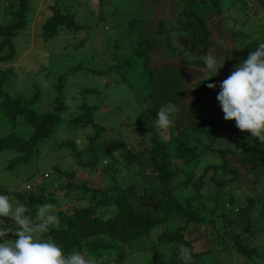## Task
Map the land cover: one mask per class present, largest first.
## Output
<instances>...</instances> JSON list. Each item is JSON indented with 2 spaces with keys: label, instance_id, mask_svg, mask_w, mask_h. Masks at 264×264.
<instances>
[{
  "label": "rangeland",
  "instance_id": "rangeland-1",
  "mask_svg": "<svg viewBox=\"0 0 264 264\" xmlns=\"http://www.w3.org/2000/svg\"><path fill=\"white\" fill-rule=\"evenodd\" d=\"M11 1L0 0L1 22L9 18L4 13ZM245 1L246 7L241 9L238 6L243 4H233L232 8H227L232 1L221 0L220 12L207 22L210 41L202 44L192 42L194 33L190 23L187 24L184 11L187 9L189 14L191 11L203 13L207 8L204 0H31V9L27 13L29 23L13 38L15 57L7 64L0 63V70L11 67L14 71L3 90L12 97L29 99L37 96L35 107L43 112L49 111L58 94L57 78L65 74L60 97L68 108L62 115L65 121L57 126L52 138L28 159L9 166L19 154L12 150L0 152V187L25 192L33 189L31 185L36 188L42 177L45 178L42 183L49 184L55 181V176L61 182H67L64 175L54 170L53 165H56L62 171L74 170L77 181L88 179L95 181L100 188H108L112 182L100 180L105 161L109 163L107 159L100 158L95 172H92L76 163L70 147L57 146L67 139L77 146L83 142L86 135L84 131L87 133L90 129L67 126L66 121L76 113L77 106L95 105V123L110 129V137L122 138L131 147L137 148L132 150L137 153L146 148L137 143L139 138L155 132L165 140L171 139L177 133L174 120L190 123L180 138L186 145L196 147L200 153L186 169L192 168V180L201 178L205 172L206 180L213 174L223 178L232 176L222 174L221 167L225 161L239 172L238 184L234 183L225 189L233 196L234 202L223 211L231 216L238 205L245 203L247 197L256 196L264 189V167L250 171L236 160L234 155L241 150L237 134L241 131L236 128L234 120L223 119V112L216 100L219 84L200 105L197 104L190 115H187L189 111L186 110L190 103L183 99L184 103L178 106V111L184 117L174 119L176 114H173L172 125L161 129L156 126V116L149 112L153 110L146 91L150 75L145 74L143 62L144 56H147L149 67L159 71L173 59L177 63L187 60L185 68L180 66V79L190 81L188 87L209 79L219 83L230 75L234 65L246 59L245 54H234L232 49L237 50L245 42L264 40V4L256 0ZM54 4L62 12L72 15L83 28L67 29L62 25L56 35L44 41L40 37L41 25L51 15L48 6ZM207 10L211 11L209 8ZM146 40L156 41V45L154 43V47L146 50V46L141 43ZM209 53L216 58L217 69L223 66L216 75L204 64V57ZM12 132L27 138L31 129L20 124L13 127L5 114L0 112V136ZM169 148H174V144H169ZM82 159L88 160L87 152H84ZM118 161L117 181L147 190L146 178L133 171L135 166H146V162L140 158L126 163L121 153L118 154ZM185 177L186 174L180 172L173 180L172 195L176 198L194 193L192 184L177 186ZM27 186L31 187L26 189ZM214 191L208 182L200 189V195L202 201L208 200L209 195L210 202L206 205L211 202L216 204L218 212L221 208L219 201L213 198ZM228 197L225 195L223 199ZM12 203L15 206L17 201ZM64 204L53 205L57 210ZM204 210L208 214L212 213L209 206H205ZM177 221H169L158 229L173 230L180 223ZM230 225L233 226V223ZM186 234L188 239L194 240V250L202 252L199 264H253L245 262L234 250H226L217 244L211 233H205L204 228ZM129 261L130 264H150L152 257L137 252Z\"/></svg>",
  "mask_w": 264,
  "mask_h": 264
},
{
  "label": "trees",
  "instance_id": "trees-1",
  "mask_svg": "<svg viewBox=\"0 0 264 264\" xmlns=\"http://www.w3.org/2000/svg\"><path fill=\"white\" fill-rule=\"evenodd\" d=\"M30 1L13 0L10 6L5 8L4 15H9V18L0 21L1 64H7L15 57L13 38L29 23L27 13L31 9ZM191 1L194 2V0ZM229 1L233 3H229L227 8H232L233 4H243V6H238L241 9L246 7L245 0ZM256 1L264 4V0ZM204 3L211 11L207 8L203 13L191 11L189 14L187 9L184 11L187 24L190 23L194 33L193 43H209L210 31L207 22L221 9V0H204ZM48 8L51 15L41 25L40 37L44 41L56 35L62 25L67 29L80 30L83 28L75 22L72 15L62 12L59 6L54 4ZM262 25L264 27V23ZM141 43L146 46V50L154 47L152 44L156 45V41L149 42V40ZM259 43L258 41L245 42L237 50L232 49L231 52L243 53L247 58L248 53L253 51ZM144 59V72L147 76L150 75L146 91L152 103L150 107L153 109L149 112L153 116H156L157 110L162 105L172 102L179 106L184 103L183 99L190 103L186 107L189 111L187 115H190L196 109L197 104L200 105L213 90L209 89L207 84H219L215 79L214 81L209 79L188 87L191 82L180 79V73H182L180 66L185 68L187 60L177 63L173 59L167 63L168 66L159 70H164V72H159L149 67L147 56H144ZM13 72L11 67L0 70V112L5 114L13 127L20 124L29 127L31 132L27 138L13 132L0 136V152L12 150L19 154V157L10 162L9 166L23 162L38 152L40 147L42 148L52 138L57 126L65 121L62 115L68 108L60 97L65 74L57 78L58 94L52 109L43 112L35 107L38 103L37 96L29 99L21 96L12 97L3 90L5 82ZM95 111V105L77 106L76 113L66 121V125H74L81 129L89 128L90 131L87 133L84 131L86 135L78 146L68 139L58 143L57 146L70 147L71 155L76 163L92 172H95L100 158L107 159L109 163L105 161L100 180L101 182L106 180L112 182L108 188H100L95 181L88 179L77 181V173L74 170L62 171L56 165H53L54 170L64 175L67 182H61L55 176V181L49 184H43L42 181L45 178L42 177L36 188L31 185L34 190H25V192L9 191L0 187V195H8L11 201L24 204L29 209L27 215H30L33 220H36L40 205L49 203L60 206L62 202H65L62 208L56 210L59 224L50 226L47 233L37 234L36 238L54 241L62 247L65 254L74 250L79 251L85 259L91 261V264H130L129 258L137 252L151 255L152 263L150 264H182V261L178 259L179 246L182 244L192 252L190 264H199L202 252L194 250V240L188 239L186 233L204 228L205 233L206 231L211 233L212 239L217 244L225 247L226 250H234L244 258L245 262L264 264V189L256 196L247 197L245 203L238 205L233 214L228 216L223 209L231 206L234 199L225 189L234 183L238 184L239 172L225 161L221 167L222 174L232 176L223 178L213 174L206 180L207 172H205L201 178L192 180V168L187 171L186 169L200 153L196 147L186 145L180 138L190 124H185L182 119L179 122L177 118H183V114H180L178 110L175 113L174 119L177 120H173L177 124V133L174 137L165 140L157 133L150 132L148 136L137 140L139 145L146 147L145 150L137 153L132 151L137 148L131 147L122 138L110 137V129L95 123ZM237 137L241 150L234 155L236 160L248 167L250 171L260 166L264 167V143L252 137L248 132L238 133ZM171 143L174 144V148H169ZM84 152H87V161L82 159ZM120 153L126 163H129L131 159L137 161L140 158L146 162V166H135L133 171L146 178L145 188L147 190H141V186L137 187L130 183L120 184L117 181L118 154ZM213 167L217 166L213 165ZM148 168L150 170L147 172ZM180 172H184L186 177L177 186L192 184L194 193L179 199L172 195V188L174 187L173 180ZM45 175L48 177L47 174ZM208 182L215 189L213 198L219 201L221 211L216 212V204L212 202L206 205L210 202L209 195H207L208 200H201L200 189ZM225 195L229 196L228 199H223ZM205 206L212 208L211 214L205 212ZM176 220L180 223H177L173 230L158 229L169 221L176 222ZM0 222V225L15 227L10 218L0 217ZM231 223L233 226L230 225ZM7 238L14 239L15 237L9 234Z\"/></svg>",
  "mask_w": 264,
  "mask_h": 264
},
{
  "label": "clouds",
  "instance_id": "clouds-1",
  "mask_svg": "<svg viewBox=\"0 0 264 264\" xmlns=\"http://www.w3.org/2000/svg\"><path fill=\"white\" fill-rule=\"evenodd\" d=\"M206 67L215 73L216 58L211 54L204 57ZM216 100L225 121H235L241 132L264 143V42L248 53L247 58L233 66L230 75L219 82ZM215 89L216 83H208ZM189 99H191L189 97ZM188 103V101H187ZM178 104L169 102L156 113L155 123L161 129L172 125V116ZM29 209L22 203L13 205L8 195H0V217L10 218L15 227L0 225V264H91L79 251L65 254L61 246L52 240H40L35 234L47 233L50 226L59 224L56 207L45 203L38 207L36 220L27 215ZM11 234L14 239H8ZM178 259L190 264L192 252L184 245L179 246Z\"/></svg>",
  "mask_w": 264,
  "mask_h": 264
},
{
  "label": "built area",
  "instance_id": "built-area-1",
  "mask_svg": "<svg viewBox=\"0 0 264 264\" xmlns=\"http://www.w3.org/2000/svg\"><path fill=\"white\" fill-rule=\"evenodd\" d=\"M45 176H46V175H45ZM26 189H29V186H27Z\"/></svg>",
  "mask_w": 264,
  "mask_h": 264
}]
</instances>
